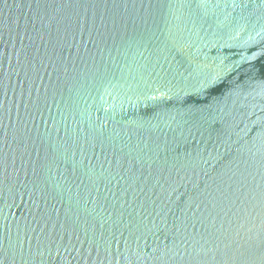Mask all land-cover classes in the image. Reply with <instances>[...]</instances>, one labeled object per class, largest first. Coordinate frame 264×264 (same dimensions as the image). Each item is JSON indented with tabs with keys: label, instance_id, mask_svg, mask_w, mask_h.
<instances>
[{
	"label": "water",
	"instance_id": "water-1",
	"mask_svg": "<svg viewBox=\"0 0 264 264\" xmlns=\"http://www.w3.org/2000/svg\"><path fill=\"white\" fill-rule=\"evenodd\" d=\"M0 264H264V0H0Z\"/></svg>",
	"mask_w": 264,
	"mask_h": 264
}]
</instances>
